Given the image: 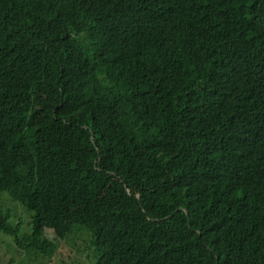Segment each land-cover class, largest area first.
Masks as SVG:
<instances>
[{
	"label": "trees",
	"instance_id": "1",
	"mask_svg": "<svg viewBox=\"0 0 264 264\" xmlns=\"http://www.w3.org/2000/svg\"><path fill=\"white\" fill-rule=\"evenodd\" d=\"M0 235L95 264H264V0H0Z\"/></svg>",
	"mask_w": 264,
	"mask_h": 264
},
{
	"label": "rangeland",
	"instance_id": "2",
	"mask_svg": "<svg viewBox=\"0 0 264 264\" xmlns=\"http://www.w3.org/2000/svg\"><path fill=\"white\" fill-rule=\"evenodd\" d=\"M0 213L9 214V222L19 226L20 238L31 233L32 214L14 201L8 193L0 195ZM46 239L56 247V253L44 255L19 246L7 235H0V264H95L96 254L92 245V236L79 230L68 240L62 241L51 229H45Z\"/></svg>",
	"mask_w": 264,
	"mask_h": 264
}]
</instances>
